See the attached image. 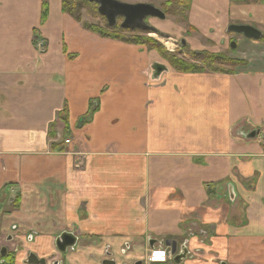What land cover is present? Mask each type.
Segmentation results:
<instances>
[{
    "label": "crops",
    "instance_id": "0c3cea01",
    "mask_svg": "<svg viewBox=\"0 0 264 264\" xmlns=\"http://www.w3.org/2000/svg\"><path fill=\"white\" fill-rule=\"evenodd\" d=\"M175 25L158 31L193 53L235 40L244 65L180 73L61 0H0V240L33 235L26 251L45 259L76 230L67 264L123 244L139 260L167 240L188 242L182 264H264V44L228 31L264 38V0H191Z\"/></svg>",
    "mask_w": 264,
    "mask_h": 264
},
{
    "label": "trees",
    "instance_id": "16d2710c",
    "mask_svg": "<svg viewBox=\"0 0 264 264\" xmlns=\"http://www.w3.org/2000/svg\"><path fill=\"white\" fill-rule=\"evenodd\" d=\"M190 1L191 0H166L164 3V7L166 9L163 11V13L166 16H171L175 19L180 20L181 22H185L186 13L190 5ZM61 2L63 12L70 15L77 22H81V15L79 13L81 9L93 7V12H95L96 14V16H93V18H98L99 20H101L104 29L94 27L91 28L89 26H86L85 24H82L86 30L104 38L144 46L148 50H155L162 56L167 64L177 72L185 74L200 73L205 71L212 73H231V70L233 68L244 65L243 62L230 60L224 54L190 52L185 45L181 47V53H183V55L187 57V60H183L166 52L156 41L145 38V35L149 34L147 32L122 30L119 27L120 20L117 21L114 27L109 28L106 21L96 13V5L89 4L87 0H84V4L81 6H78L79 3H77L75 0H61ZM258 42L264 44V38H261ZM157 67L161 70L163 69L162 67ZM4 264H13V261L11 259H8Z\"/></svg>",
    "mask_w": 264,
    "mask_h": 264
},
{
    "label": "flooded vegetation",
    "instance_id": "af4514ba",
    "mask_svg": "<svg viewBox=\"0 0 264 264\" xmlns=\"http://www.w3.org/2000/svg\"><path fill=\"white\" fill-rule=\"evenodd\" d=\"M14 229L15 228H13V230ZM63 235H69L72 238H74V245L72 247L66 248L64 253H61L59 251V247L63 246L64 241L61 240L60 237H62ZM63 235L60 236L55 243V253L52 255V257L49 256L45 259L42 258L38 259L33 253L26 251V248L24 249V246L21 242H18L9 236L3 238L2 240H0V264H4L8 259H11L13 261V264H15L16 256L20 255L21 253L25 254V258L22 261L23 264H28L27 259L31 255L35 256L38 260H44L45 264H63V263L67 264L65 260L60 261L59 258L61 255L66 256L69 251L76 249L80 245L78 241L79 234H77L76 230H72L69 233H65ZM32 240H33V235H29L26 237V242H31ZM97 245L98 244H95V246ZM129 246H130L129 244H123L119 248H115L114 246L105 247L103 252L104 257L100 261V264H104L105 262H108L110 264H120L123 261L126 262L125 264H169V263L182 264L184 261H189V260L191 261L192 256L194 254L192 251H189L187 241L179 243L177 241L167 240V241H163L161 245L153 244L152 242L149 243V246L145 251V254L143 255L142 259L127 261L125 260V254ZM9 249H11L12 254L9 253L10 252ZM1 251H4L5 254L4 256H1ZM156 252L157 253L160 252L163 254L164 256L163 262L154 263L151 261L152 254ZM62 257L64 256H61V258ZM119 258H121L122 260H120ZM220 264H226V263L221 262Z\"/></svg>",
    "mask_w": 264,
    "mask_h": 264
},
{
    "label": "water",
    "instance_id": "95a60500",
    "mask_svg": "<svg viewBox=\"0 0 264 264\" xmlns=\"http://www.w3.org/2000/svg\"><path fill=\"white\" fill-rule=\"evenodd\" d=\"M87 2L97 6L98 15L106 21L109 28L114 27L117 21L121 20L119 27L122 30L155 33L156 28L146 25L145 20L150 18L164 21L166 19V15L161 10L147 4H125L116 0H87ZM228 31L240 35L246 40L258 41L262 36L258 30L250 26H230ZM235 48V43L230 44L231 50ZM155 71L160 73L161 69L155 67ZM248 137L253 138L254 134H250ZM60 239L64 241L63 246L59 247L61 253H64L66 248L74 245V238L69 235H63ZM4 255V251H1V256ZM27 263L45 264L44 260H38L33 255L28 257ZM104 264L110 263L105 262Z\"/></svg>",
    "mask_w": 264,
    "mask_h": 264
},
{
    "label": "rangeland",
    "instance_id": "374dc122",
    "mask_svg": "<svg viewBox=\"0 0 264 264\" xmlns=\"http://www.w3.org/2000/svg\"><path fill=\"white\" fill-rule=\"evenodd\" d=\"M75 1L77 3H79L78 6H81V5L84 4V0H75ZM116 1L121 2V3H125V4H147V5L153 6L154 8H156L158 10H161L162 12L166 9L164 7V3L165 2L162 3L164 0H144V3H143L142 0H116ZM93 11H94L93 10V7L81 9L79 11V13L81 15V23L82 24H85L86 26H89L91 28H93V27L94 28H99V29L100 28H103L104 26H103V23L101 22V20H99L98 18H93V16H96L95 12H93ZM96 13L98 14V12H97V6H96ZM145 23H146V25H148L150 27H155L156 30H157L155 33L148 32L149 34L145 35V38L155 40L162 47V49H164L166 52H168V50L164 46V43H162V42H164V41L170 42L171 43V50L172 51H169L168 53H170L171 55L177 56V57H179V58H181L183 60H187V57H185L183 55V53H181L180 42L178 40H174L175 38H173V36L171 35V33L170 34L167 33L168 35H162L158 31L159 28H164L165 30H167L166 32L173 31V30H175V28L173 27V25H175V23L180 24V25H175L176 27H180V28L182 27L183 28V25L186 24V21L185 22H181L180 20L175 19V18H173L171 16H166V19L164 21H159V20H156V19H150L149 18V19H146L145 20ZM159 40H161V41H159ZM234 42H235V40L231 41V43H234ZM237 50H238L237 47H236L235 50H231L230 49V45H229V47L225 51V54H226L227 57L228 56H231V55H234L235 56L236 53H237ZM251 53H254V50H252ZM230 60H232V59H230ZM23 246H24V249H25V247L28 246V242H25L23 244ZM9 251H10L9 253L12 254L11 249H9ZM61 256H64L65 257V255H61ZM64 257H62V258H64ZM121 258H119V259L122 260ZM125 263L126 262L123 261L120 264H125Z\"/></svg>",
    "mask_w": 264,
    "mask_h": 264
},
{
    "label": "built area",
    "instance_id": "2783aa9c",
    "mask_svg": "<svg viewBox=\"0 0 264 264\" xmlns=\"http://www.w3.org/2000/svg\"><path fill=\"white\" fill-rule=\"evenodd\" d=\"M35 48H36V50H37L38 53L43 54V52H44V43L42 41H36ZM64 144L65 145H68L69 144V141L66 140L64 142ZM151 261L154 262V263H156V262H160L161 263V262L164 261V256L160 252L153 253L152 254Z\"/></svg>",
    "mask_w": 264,
    "mask_h": 264
},
{
    "label": "bare ground",
    "instance_id": "6f19581e",
    "mask_svg": "<svg viewBox=\"0 0 264 264\" xmlns=\"http://www.w3.org/2000/svg\"><path fill=\"white\" fill-rule=\"evenodd\" d=\"M155 37V36H154ZM159 41H161V40H159ZM162 43H164V46L169 50V51H171V43L170 42H167V41H164V42H162ZM173 47V46H172Z\"/></svg>",
    "mask_w": 264,
    "mask_h": 264
}]
</instances>
